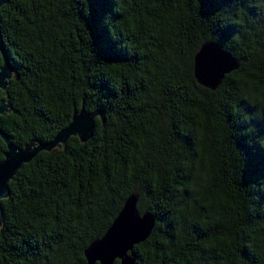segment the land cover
<instances>
[{"label": "trees", "instance_id": "obj_1", "mask_svg": "<svg viewBox=\"0 0 264 264\" xmlns=\"http://www.w3.org/2000/svg\"><path fill=\"white\" fill-rule=\"evenodd\" d=\"M236 7L233 0H10L0 8L15 69L0 89L12 105L0 114L10 141L21 148L53 140L82 104L104 113L90 140L71 136L42 150L10 181L0 264H86V247L131 193L156 218L135 246L137 264H264V118L233 115L239 103L255 112L230 78L239 68L215 90L194 75L195 53L215 34L243 54L225 42L238 31L229 23ZM256 74L264 80V64ZM197 144L211 160V180L192 201L180 189ZM6 149L0 137V160ZM178 202L184 211L174 228L167 210ZM226 228L232 247L204 252L205 240Z\"/></svg>", "mask_w": 264, "mask_h": 264}, {"label": "water", "instance_id": "obj_2", "mask_svg": "<svg viewBox=\"0 0 264 264\" xmlns=\"http://www.w3.org/2000/svg\"><path fill=\"white\" fill-rule=\"evenodd\" d=\"M10 0H0V8ZM1 23V17H0ZM0 89L6 91L9 80L14 77L8 50L5 46L0 25ZM235 55L213 40H205L194 56V75L197 81L212 90L217 89L225 76L238 69ZM12 105L7 98L0 99V114L11 111ZM104 120L102 111H89L84 104L75 108L70 123L63 127L53 140L37 143L31 141L18 147L10 141V135L0 125V137L7 149L0 160V226L4 221L2 199L11 194L10 181L25 163L33 160L42 150L51 151L57 145H65L71 136H78L82 142L94 135L95 118ZM139 196L129 194L117 216L104 235L92 241L85 249L86 264H137L135 246L145 241L155 228L156 218L150 211L141 212L138 208Z\"/></svg>", "mask_w": 264, "mask_h": 264}, {"label": "clouds", "instance_id": "obj_3", "mask_svg": "<svg viewBox=\"0 0 264 264\" xmlns=\"http://www.w3.org/2000/svg\"><path fill=\"white\" fill-rule=\"evenodd\" d=\"M233 2L236 3L237 7L232 12V18L229 23L238 26V31L233 33L225 42L231 41L235 47L241 48L243 54L235 57L240 70L230 78L240 93V102H247L249 106L255 109V112L252 114L247 113L241 103H239L238 106L233 107L232 113L234 116H238L242 110L243 115L241 118L245 122H250L254 117L264 118V80L258 78L256 74L258 66L264 64V0H244V4L241 3V0H233ZM241 8L248 13L247 16H241ZM250 8L255 9V15L249 12ZM237 37H240V39H237ZM241 40L247 43L241 45ZM213 41H220L218 34H215ZM249 57L253 58L254 63L249 64ZM245 64H248L247 68L243 67ZM249 128H254V126L249 123ZM197 131L198 135L195 139L199 140V129ZM262 139L264 138H259V143H261ZM261 146H264V143H261ZM195 147L196 159L190 168H185L188 183L180 189L181 196L183 197L184 193L187 192L188 198L192 201L200 199L202 189L211 180V160L210 158L202 157L198 144ZM261 190H264V187H261ZM156 211L158 210L154 209V213ZM167 211L173 219L175 228L179 222L180 215L184 211V205L178 202L175 209H168ZM234 240L235 236L226 228L222 233L209 236L203 243L202 249L204 252L213 250L219 252L221 249H230Z\"/></svg>", "mask_w": 264, "mask_h": 264}]
</instances>
